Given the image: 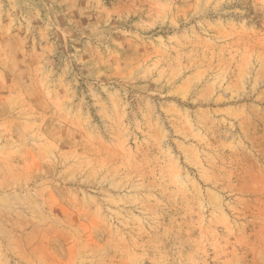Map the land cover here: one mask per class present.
<instances>
[{
	"label": "rangeland",
	"instance_id": "obj_1",
	"mask_svg": "<svg viewBox=\"0 0 264 264\" xmlns=\"http://www.w3.org/2000/svg\"><path fill=\"white\" fill-rule=\"evenodd\" d=\"M0 264H264V0H0Z\"/></svg>",
	"mask_w": 264,
	"mask_h": 264
}]
</instances>
